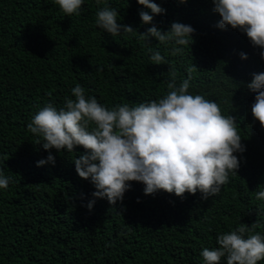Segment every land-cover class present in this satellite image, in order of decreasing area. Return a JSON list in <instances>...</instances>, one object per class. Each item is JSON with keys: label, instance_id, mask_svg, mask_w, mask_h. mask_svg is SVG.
I'll list each match as a JSON object with an SVG mask.
<instances>
[{"label": "trees", "instance_id": "trees-1", "mask_svg": "<svg viewBox=\"0 0 264 264\" xmlns=\"http://www.w3.org/2000/svg\"><path fill=\"white\" fill-rule=\"evenodd\" d=\"M151 2L164 13L153 15L137 0H84L71 16L55 0H0V169L10 178L0 188V264H204L202 250L218 248L217 237L241 223H256L252 234L264 237V200L255 196L264 190V127L251 113L257 93L247 87L264 73V49L239 29L219 28L212 0ZM105 6L137 34L100 29L96 13ZM141 11L153 15L150 24ZM174 22L195 30L192 44L139 37L153 25L168 32ZM176 48L182 52L173 55ZM156 51L166 63L156 65ZM170 72L177 87L188 79L189 94L235 118L245 148L235 153L236 175L230 172L207 199L199 191L145 195V185L132 181L111 205L92 195L90 178L78 176L74 160L85 154L82 147L45 151L42 138L28 131L43 107L59 110L66 97L75 99L77 84L111 110L158 102L169 91ZM49 154L54 164L38 167Z\"/></svg>", "mask_w": 264, "mask_h": 264}, {"label": "clouds", "instance_id": "clouds-1", "mask_svg": "<svg viewBox=\"0 0 264 264\" xmlns=\"http://www.w3.org/2000/svg\"><path fill=\"white\" fill-rule=\"evenodd\" d=\"M137 2L153 15L165 11L151 0ZM55 3L71 16L79 15L84 0H55ZM212 3L221 17L219 28L239 29L254 47L264 49V0H212ZM153 15L139 13L145 24L153 21ZM96 16L97 26L112 36L120 35L121 30L123 34H137L131 26L117 23L116 9L105 6ZM194 31L190 25L174 22L168 32L153 25L139 37L144 41L154 37L159 44L174 41L189 46L194 42ZM180 52L182 49L176 48L173 55ZM261 57L264 58V52ZM241 58L247 56L242 53ZM151 59L156 65L166 63L158 51ZM194 70H197L194 66L188 69ZM170 75L169 91L158 102L134 107L117 105L111 110L94 97L86 98L85 90L77 84L71 90L75 99L66 97L64 107L59 110L52 104L43 107L27 125L28 131L42 138L44 142L40 145L45 151L66 149L71 153L82 147L85 154L74 160L75 170L80 178L91 179L96 189L94 197L107 198L111 205L123 200L132 181L145 185V195L162 190L183 197L185 192L195 195L199 191L207 199L228 183L230 172L236 175L240 160L235 153H243L245 148L233 116L223 115L217 102L189 94L188 79L177 87L175 73ZM247 87L257 93L251 113L264 127V73L254 74ZM49 162H55L51 154L37 166ZM9 182L10 178L0 169V188H7ZM255 196L264 200V190L256 191ZM256 227V223L250 227L241 223L235 231L219 235L218 248L202 250L204 264H221L222 258H226V264H258L264 260V237L252 234Z\"/></svg>", "mask_w": 264, "mask_h": 264}]
</instances>
